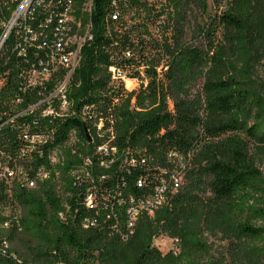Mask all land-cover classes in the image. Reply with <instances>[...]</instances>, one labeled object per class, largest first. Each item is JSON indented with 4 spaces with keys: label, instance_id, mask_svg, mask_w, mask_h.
<instances>
[{
    "label": "trees",
    "instance_id": "1",
    "mask_svg": "<svg viewBox=\"0 0 264 264\" xmlns=\"http://www.w3.org/2000/svg\"><path fill=\"white\" fill-rule=\"evenodd\" d=\"M212 3L199 24L205 0H72L71 35L91 39L64 111L69 70L32 73L67 10L32 7L0 51V237L17 260L5 264H264V0Z\"/></svg>",
    "mask_w": 264,
    "mask_h": 264
},
{
    "label": "built area",
    "instance_id": "2",
    "mask_svg": "<svg viewBox=\"0 0 264 264\" xmlns=\"http://www.w3.org/2000/svg\"><path fill=\"white\" fill-rule=\"evenodd\" d=\"M51 5L56 7L64 6L67 11L63 13L61 17H58V21L54 30L55 40L52 45V51L50 55H48V59L45 60V62L42 63L40 66L45 68V71H43L42 73H37V72L32 73V81L33 80L37 81L39 78H43L47 80L51 74V72L47 70V68H50V66L52 68L61 66L63 68L68 69L69 76L58 87L54 95V97L61 96L62 110L64 111L66 109L64 91L69 81V77L71 76L72 72L74 71V69L78 64L79 52L81 50V47L83 46V44L86 42L87 39H91V37H88V34L85 37H78V36L72 37L71 35L72 31L70 24L74 22L73 17H71L72 14L70 15L72 8V0H52L48 2H46V0H0V14H3L4 7L5 9L9 10L13 6V9L11 10L7 20L2 21L0 18V51L1 48L4 46V44L6 43L9 36L13 32L17 30L19 31V29L25 27L24 23L27 21V17L32 7L40 6L46 8ZM91 5L92 2H88L85 6L86 10L89 11ZM46 24L49 25L53 24L51 16L47 18ZM29 34H30V29H25L24 35H29ZM31 38L34 39L32 34H31ZM110 72L112 74V78L115 81L125 82L126 79H128L121 71H118L114 68H111ZM47 113L53 114L54 111L48 110ZM98 151L106 152L107 150H105L104 148H99ZM6 174L9 178H12L13 176V172H11L10 170H6ZM174 184H175L174 186L175 189H177L179 185L178 179L176 178L174 179ZM29 187H34V184L33 183L29 184ZM157 204H160L159 198L149 199L144 202H141L138 205V207L131 209L129 212L131 216L129 227L132 228L134 226V222L136 221V218L141 211H147L148 214L152 216L154 214V208ZM86 206L91 209L95 207L94 197L90 193L86 197ZM5 227H8V224H5ZM5 258L14 260L15 263L17 262L15 255L9 253V243L0 237V264H5L3 262Z\"/></svg>",
    "mask_w": 264,
    "mask_h": 264
},
{
    "label": "rangeland",
    "instance_id": "3",
    "mask_svg": "<svg viewBox=\"0 0 264 264\" xmlns=\"http://www.w3.org/2000/svg\"><path fill=\"white\" fill-rule=\"evenodd\" d=\"M205 2L207 4L206 11L203 13L197 14L199 24H203L204 22L208 21L209 16L212 15L214 12L212 0H205ZM256 80L258 83H260L264 86V68L263 67L260 68V70L258 71V75H257ZM124 84H125L126 89L129 91L136 90L139 87V84L136 81H133L130 79H126ZM1 85H2V83L0 82V87H1ZM259 169L264 174V157L259 159ZM153 244L155 246L159 247L163 253H167L168 251L172 250L174 248V245H175L174 241H172L166 237H164V238L161 237V238L155 240Z\"/></svg>",
    "mask_w": 264,
    "mask_h": 264
},
{
    "label": "water",
    "instance_id": "4",
    "mask_svg": "<svg viewBox=\"0 0 264 264\" xmlns=\"http://www.w3.org/2000/svg\"><path fill=\"white\" fill-rule=\"evenodd\" d=\"M2 122H3V120H2V118H1V116H0V125L2 124Z\"/></svg>",
    "mask_w": 264,
    "mask_h": 264
}]
</instances>
